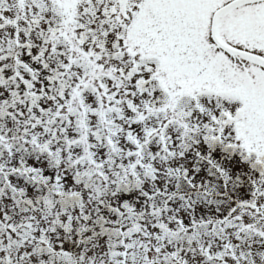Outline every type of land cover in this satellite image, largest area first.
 Instances as JSON below:
<instances>
[{
	"label": "snow or ice",
	"instance_id": "snow-or-ice-1",
	"mask_svg": "<svg viewBox=\"0 0 264 264\" xmlns=\"http://www.w3.org/2000/svg\"><path fill=\"white\" fill-rule=\"evenodd\" d=\"M0 264H264V0H0Z\"/></svg>",
	"mask_w": 264,
	"mask_h": 264
}]
</instances>
